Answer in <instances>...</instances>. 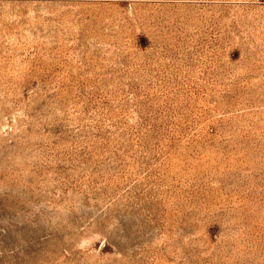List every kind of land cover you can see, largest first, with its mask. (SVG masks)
Masks as SVG:
<instances>
[{
    "label": "rangeland",
    "instance_id": "374dc122",
    "mask_svg": "<svg viewBox=\"0 0 264 264\" xmlns=\"http://www.w3.org/2000/svg\"><path fill=\"white\" fill-rule=\"evenodd\" d=\"M0 264H264V0H0Z\"/></svg>",
    "mask_w": 264,
    "mask_h": 264
}]
</instances>
